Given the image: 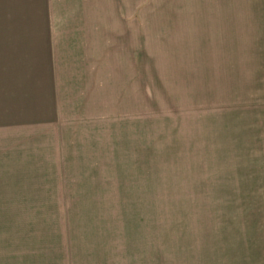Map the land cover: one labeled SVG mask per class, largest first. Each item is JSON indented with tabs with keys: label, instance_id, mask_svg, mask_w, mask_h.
<instances>
[{
	"label": "rangeland",
	"instance_id": "374dc122",
	"mask_svg": "<svg viewBox=\"0 0 264 264\" xmlns=\"http://www.w3.org/2000/svg\"><path fill=\"white\" fill-rule=\"evenodd\" d=\"M228 1L137 0L143 5L90 9L44 5L59 3L55 0H0V79L5 81L6 72H22L25 63L32 66L25 73L39 68L33 65L39 63L42 40L17 36L44 30L46 18L92 13L142 20L139 37L124 40L127 51H120L125 54L110 49L116 62L117 54L126 58L127 69L113 87L119 70L111 68L110 103L103 108L96 103L92 122L84 126L90 132L81 141L98 142L93 155L84 153L89 161L72 177L78 181L49 184L48 190H37L43 184L37 185L27 192L36 197L15 206L0 204V210L47 211L0 213V225L152 224L158 264H264V258L259 262L264 246L256 245L264 241V113L247 114L243 108L249 104L240 100L231 120L221 102L231 89L223 84L230 79L239 84L232 90L240 96V91L244 98L257 93L248 86L263 78L255 68L259 56L248 48L257 45L234 37V45L239 41L244 48L236 56L239 69L230 70V56L218 54L224 41L215 23L228 16L261 18L262 8ZM135 48L142 52L137 72L128 63ZM98 162L103 165H94ZM225 210L239 217L236 222H243L240 214L247 212L256 224L262 217L263 224L257 230L252 221L228 224ZM231 237L255 244L227 255ZM211 254H217L216 260Z\"/></svg>",
	"mask_w": 264,
	"mask_h": 264
},
{
	"label": "crops",
	"instance_id": "0c3cea01",
	"mask_svg": "<svg viewBox=\"0 0 264 264\" xmlns=\"http://www.w3.org/2000/svg\"><path fill=\"white\" fill-rule=\"evenodd\" d=\"M55 1L59 3L48 2L44 5L90 9L143 5L137 0ZM228 2L233 4L232 0ZM239 5L261 7L262 17L252 18L248 14L244 20L230 16L215 18L217 32L224 41L218 54L229 55L230 67L227 68L237 71L239 61L237 65L236 56L243 53L244 46H240L239 41L235 46L234 37L238 40L245 38L246 42L253 40L257 46L248 48H253L259 56L255 68L262 72L263 78L248 85L256 87L257 93L245 98L243 91H240V96L232 90L239 86L232 79L223 84L231 88L221 99L227 104L226 110L231 114V120L236 112L234 106L240 100L242 104H249L243 108L247 114L264 113V0H239ZM138 18L126 14L92 13L52 16L42 21L44 30L17 36L42 40L38 44L42 54H38L39 63L33 65L39 67L37 70L25 73L31 71L32 67L25 63L21 66L24 68L22 72L13 74L10 69V73L4 74L7 80L0 79V204L15 206L26 202L28 197H36L27 192L36 190L37 185L43 184L37 190H48L51 189L49 184L61 183L62 186V183L78 181L72 177L84 161H89L84 153L89 150L93 155L98 142L81 141V135L90 132V127L84 126L92 122L96 103L102 104V108L103 104L110 103L111 68L119 70L113 77V81H117L113 87L121 83L122 77H125L123 71L127 69L126 58L117 54L116 62L110 49L115 47L119 54H125L127 42L124 40L137 38L142 32V20ZM48 26L52 29H46ZM112 39L117 41L112 43ZM120 48L126 51H120ZM135 49L133 60L128 63L137 72L142 65V52ZM235 99H239L238 103ZM230 128L229 133L233 135L232 122ZM229 148L232 155V140ZM94 165L102 166L103 163ZM42 212L47 211L10 207L0 210V213ZM223 214L227 216L228 224H247V221L250 224L252 221L247 212L240 214L243 222H236L235 218L239 217L232 210H225ZM261 218H258L257 224L252 221L250 225L259 229L263 224ZM84 225L13 222L0 225V236H4L0 238V264H158L157 256L153 254L154 237L157 235L153 236L152 224H148L149 228H141L139 223ZM236 239L227 238L230 241L225 245L227 255L232 251L238 254L240 250L237 247L255 244L247 240L237 242ZM256 243L257 246H264L262 240ZM211 256L216 260L217 254ZM263 258L264 255L259 262Z\"/></svg>",
	"mask_w": 264,
	"mask_h": 264
}]
</instances>
